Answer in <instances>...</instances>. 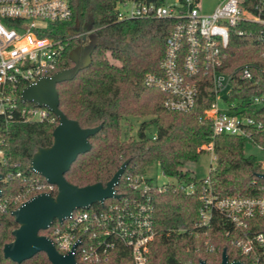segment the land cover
<instances>
[{
  "label": "trees",
  "instance_id": "trees-1",
  "mask_svg": "<svg viewBox=\"0 0 264 264\" xmlns=\"http://www.w3.org/2000/svg\"><path fill=\"white\" fill-rule=\"evenodd\" d=\"M116 0H71L72 16L54 25L51 34L61 38L65 50L59 69L75 64L68 53L76 48L80 58L91 49V61L80 67L75 75L56 84L59 108L67 117L76 119L82 127L101 124L89 136L91 147L80 153L65 172L67 181L78 186L102 182L105 184L127 160L116 189L129 191L125 175L145 173L157 165L164 174L174 177L180 186L169 185L164 191L152 192L155 237L149 243L147 264H198L199 259L218 264L222 249L228 258H238L241 264H253L254 259L240 252L232 243V224L215 215L212 225L204 232L192 227L198 218L202 178L184 165L197 159L201 145L212 142L215 163L209 170V185L220 196L264 195V173L261 159L245 152L248 142L264 144V135L252 132L249 137L220 133L213 135L210 122L202 118L203 111L213 99L210 81H200L194 107L175 111L164 107L165 93L145 85L144 76L159 70V60L165 51V40L172 27L171 19H119L114 8ZM246 0V8L256 12V0ZM264 16V14H262ZM240 31V33L238 32ZM264 24L239 21L229 32L223 48L220 68L231 73L226 101L244 114L264 120V41L259 34ZM249 66L252 79L240 76L243 66ZM79 66V65H77ZM262 97L252 103L249 97ZM31 104V102H25ZM144 117L137 135L128 134L126 126L132 118ZM57 124L55 114L43 121L25 119L15 114L7 125L0 119V182L1 200L7 206L0 209V264H51L43 251L21 262L5 258L4 243L12 240L11 230L18 224L11 215L16 208L9 199L27 190L29 176L37 175L28 169V161L39 146L52 143V131ZM154 124L156 132L146 129ZM21 171L20 176L15 172ZM193 182L194 190L184 187ZM34 192L27 194L30 197ZM105 200L104 204L114 201ZM93 207H100L93 203ZM249 228H264V218H253ZM39 233L49 235V228ZM212 246L206 250L204 240ZM256 264H264L261 257ZM103 264H132L130 258L112 252Z\"/></svg>",
  "mask_w": 264,
  "mask_h": 264
},
{
  "label": "built area",
  "instance_id": "built-area-1",
  "mask_svg": "<svg viewBox=\"0 0 264 264\" xmlns=\"http://www.w3.org/2000/svg\"><path fill=\"white\" fill-rule=\"evenodd\" d=\"M199 3L200 0H116L114 8L119 19L173 21L159 70L146 73L143 79L145 85L165 93V108L180 112L191 110L200 81L206 78L214 97L202 118L210 122L213 135L249 137L252 132L264 135V120L238 112L233 102L225 100L231 73L220 68L232 27L241 20L264 24V0L254 2L256 12L246 8V0H218L208 12L200 11ZM71 16V0H0V119L5 125L15 114L33 121H43L54 114L46 106L34 102L25 104L30 101H22L20 93L28 84L59 70L66 42L51 32L54 25L68 21ZM259 38L264 41V32ZM240 76L252 79L250 67L243 66ZM224 90L226 95H220ZM261 100L258 95L249 97L252 103ZM256 145L264 150V144ZM198 150L210 152L215 159L212 142L201 145ZM261 162L264 166V159ZM161 173L166 178L162 182L146 172L127 173L129 191L126 194L119 193L116 184L114 188L119 198L108 197L115 200L104 204L108 199L105 198L104 202H97L100 207L91 204L74 209L61 221L55 219L48 226L47 236L60 253H72L76 264H103L112 252L130 258L132 264H147L149 243L156 233L152 192L164 191L171 184L180 186L176 178L162 170ZM15 175L20 176L21 171H16ZM26 180L27 190L9 199L17 206L37 193H56V185L45 178L32 175ZM184 189L192 193L194 183ZM30 192L34 194L27 197ZM1 199L0 196V209L4 210L7 199ZM199 199L197 220L192 227L181 231L197 228L207 235L217 214L232 224V243L241 253L251 256L255 260L253 264L264 257V228L252 230L248 226L251 219L264 218V195L220 196L212 191L208 174L202 178ZM204 247L212 249L207 239Z\"/></svg>",
  "mask_w": 264,
  "mask_h": 264
},
{
  "label": "water",
  "instance_id": "water-1",
  "mask_svg": "<svg viewBox=\"0 0 264 264\" xmlns=\"http://www.w3.org/2000/svg\"><path fill=\"white\" fill-rule=\"evenodd\" d=\"M92 49H89L81 59L78 50L71 49L68 56L75 64L73 67L59 69L50 76H42L21 90L22 101L46 106L57 117V124L52 131V143L37 147L28 161V169L55 184L56 193L55 195L37 193L11 210V215L18 225L11 230L12 240L2 246L5 258L21 262L36 252L43 251L51 264H76L72 253H60L47 235L39 233L40 230L48 228L55 219L61 221L67 218L74 209L87 208L96 202L102 203L108 197H120L114 187L127 160L121 163L105 184L98 181L78 186L67 181L64 175L76 156L90 149L89 136L96 134L101 124L82 127L76 119L67 117L59 108L60 98L56 84L72 78L80 67L88 66ZM258 175L264 177V173ZM2 179L3 174L0 173V182ZM1 194L0 188V196ZM198 264L212 263L199 259ZM218 264H241V260L238 258L230 260L226 250L222 249Z\"/></svg>",
  "mask_w": 264,
  "mask_h": 264
},
{
  "label": "rangeland",
  "instance_id": "rangeland-1",
  "mask_svg": "<svg viewBox=\"0 0 264 264\" xmlns=\"http://www.w3.org/2000/svg\"><path fill=\"white\" fill-rule=\"evenodd\" d=\"M218 2V0H200L199 8L200 11L208 12L210 11ZM220 95L225 96L226 91H222ZM221 106H224L223 102H220ZM145 119L144 117L139 118H132V124H128L126 126L128 134L137 135V129L139 124ZM147 134L154 135L156 132V127L154 124H150L149 127L146 129ZM246 153H252L257 156L259 159H264V150L258 147L256 144L248 142L245 146ZM215 163V159L210 155V152L202 151L198 154L196 160L192 162H188L184 165L185 168H190L196 176L199 178H203L208 175L209 169ZM148 175L152 176L159 182H162L166 178L162 176L161 170L157 165H153L148 168L147 172Z\"/></svg>",
  "mask_w": 264,
  "mask_h": 264
},
{
  "label": "flooded vegetation",
  "instance_id": "flooded-vegetation-1",
  "mask_svg": "<svg viewBox=\"0 0 264 264\" xmlns=\"http://www.w3.org/2000/svg\"><path fill=\"white\" fill-rule=\"evenodd\" d=\"M80 57V56H79ZM81 59V58H80ZM43 234V233H42ZM46 235V234H45Z\"/></svg>",
  "mask_w": 264,
  "mask_h": 264
}]
</instances>
